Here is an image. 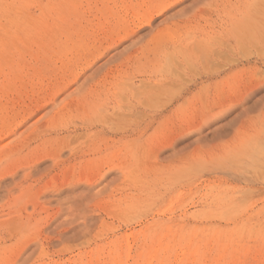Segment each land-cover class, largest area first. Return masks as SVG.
Listing matches in <instances>:
<instances>
[{"label": "rangeland", "instance_id": "obj_1", "mask_svg": "<svg viewBox=\"0 0 264 264\" xmlns=\"http://www.w3.org/2000/svg\"><path fill=\"white\" fill-rule=\"evenodd\" d=\"M0 264H264V0H0Z\"/></svg>", "mask_w": 264, "mask_h": 264}, {"label": "bare ground", "instance_id": "obj_2", "mask_svg": "<svg viewBox=\"0 0 264 264\" xmlns=\"http://www.w3.org/2000/svg\"><path fill=\"white\" fill-rule=\"evenodd\" d=\"M226 123V122H225Z\"/></svg>", "mask_w": 264, "mask_h": 264}]
</instances>
